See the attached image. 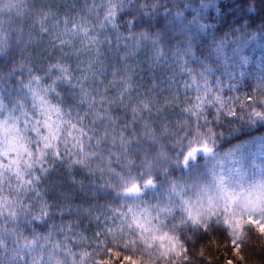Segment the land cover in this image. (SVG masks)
Wrapping results in <instances>:
<instances>
[{
  "label": "trees",
  "instance_id": "16d2710c",
  "mask_svg": "<svg viewBox=\"0 0 264 264\" xmlns=\"http://www.w3.org/2000/svg\"><path fill=\"white\" fill-rule=\"evenodd\" d=\"M262 226L260 0H0V264H264Z\"/></svg>",
  "mask_w": 264,
  "mask_h": 264
},
{
  "label": "clouds",
  "instance_id": "9594fccd",
  "mask_svg": "<svg viewBox=\"0 0 264 264\" xmlns=\"http://www.w3.org/2000/svg\"><path fill=\"white\" fill-rule=\"evenodd\" d=\"M260 3L261 4H264V0H260ZM46 126V125H45ZM37 133L39 134L40 133V130L39 128L36 129ZM50 131V129H49ZM40 139H42L43 141H45L44 143V147L45 148H49V147H52V145H50L47 141H48V135L47 133H44V134H40ZM41 154H43V151L41 150ZM57 156H59V152L57 151L56 153ZM229 264H233V262H229Z\"/></svg>",
  "mask_w": 264,
  "mask_h": 264
},
{
  "label": "snow or ice",
  "instance_id": "6c2138e0",
  "mask_svg": "<svg viewBox=\"0 0 264 264\" xmlns=\"http://www.w3.org/2000/svg\"><path fill=\"white\" fill-rule=\"evenodd\" d=\"M201 27L203 28V27H206V26H204V25H201ZM57 67H59V66H57ZM62 71H63V69H62ZM202 149H196V148H194L192 151L193 152H199V151H201ZM204 151H210V150H208V149H203ZM189 155L191 156V153H189ZM150 183V182H149ZM128 191H138V189L136 188V186L135 185H133V187L132 188H130V189H128ZM261 231H264V226H262L261 227Z\"/></svg>",
  "mask_w": 264,
  "mask_h": 264
},
{
  "label": "rangeland",
  "instance_id": "374dc122",
  "mask_svg": "<svg viewBox=\"0 0 264 264\" xmlns=\"http://www.w3.org/2000/svg\"><path fill=\"white\" fill-rule=\"evenodd\" d=\"M195 153H196V152H195ZM195 153H194V154H195ZM203 190H204V189L196 190V189L194 188L193 191H194L195 194L199 195L200 193H202L201 191H203ZM221 191H222V190H221ZM222 192H223V191H222ZM198 193H199V194H198ZM210 193H212V192H210ZM213 193H214V192H213ZM213 193H212V194H213ZM219 194H220V193H219ZM118 215H119V214H118Z\"/></svg>",
  "mask_w": 264,
  "mask_h": 264
}]
</instances>
